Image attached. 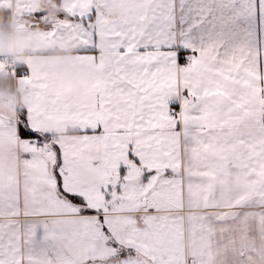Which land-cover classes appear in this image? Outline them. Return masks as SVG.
Instances as JSON below:
<instances>
[{"label": "snow or ice", "instance_id": "1", "mask_svg": "<svg viewBox=\"0 0 264 264\" xmlns=\"http://www.w3.org/2000/svg\"><path fill=\"white\" fill-rule=\"evenodd\" d=\"M58 3L0 0L40 45L0 49L28 99L0 94V264H264V0ZM57 51L93 66L84 91L35 58Z\"/></svg>", "mask_w": 264, "mask_h": 264}, {"label": "clouds", "instance_id": "2", "mask_svg": "<svg viewBox=\"0 0 264 264\" xmlns=\"http://www.w3.org/2000/svg\"><path fill=\"white\" fill-rule=\"evenodd\" d=\"M21 2L25 8H38L45 4V0H21ZM161 3L162 0H114L112 18L116 21L125 15H140L149 8L158 7ZM0 47L13 59L24 60L32 56L34 46L31 40V24L14 13L10 17L0 13ZM73 56L72 51H57L35 58L46 65L47 70L61 75L62 83L69 89L84 91L93 82L94 68L90 64H76L72 59ZM2 92L6 103L12 99H15L17 103H23L27 96L25 89L15 83L6 84ZM17 93H19L18 96ZM3 144L0 162L7 163L9 152L7 138Z\"/></svg>", "mask_w": 264, "mask_h": 264}, {"label": "crops", "instance_id": "3", "mask_svg": "<svg viewBox=\"0 0 264 264\" xmlns=\"http://www.w3.org/2000/svg\"><path fill=\"white\" fill-rule=\"evenodd\" d=\"M50 3H51L50 11L55 12V11L59 10L60 5L59 4L57 5V4L53 3L50 0H45V4L43 6H41V7H38V8L37 7H33V8H36L38 10H41V9H44V8H49ZM113 3H114V0H112L111 6H110L111 16H112ZM155 8H157V7H155ZM152 9H154V8H149V9L145 10L142 14H146L147 12H149ZM0 10H10V12L12 14V9H10V8H8V9L0 8ZM142 14H140V15H142ZM123 17L124 16H122L120 19H118L116 21L121 20ZM31 40H32V44L34 46V48H33V52H34L36 49H39L40 47H35L38 44L34 45V43H33L32 29H31ZM0 49H3V48L0 47ZM40 55H44V54H38L37 56H40ZM13 60H14V62H18V61L22 62L25 59L24 60L13 59ZM5 79H6V77H5ZM6 84H9V83L0 84V94H2V102H3L4 106L8 107L9 105H12V106H15V108H17V109L27 106V104H28L27 96L25 97L23 103H17L15 99H12V100L8 101L7 103L5 102V97H4V94L2 92V89H3V87ZM18 95H19V93H17V96ZM47 130L53 133V136H54L55 139H66V138H69L72 135V130H71V127L69 125L68 119L51 122L50 124L47 125ZM6 138H7L8 142H9L8 134H7V132H4L3 133V140H5Z\"/></svg>", "mask_w": 264, "mask_h": 264}, {"label": "trees", "instance_id": "4", "mask_svg": "<svg viewBox=\"0 0 264 264\" xmlns=\"http://www.w3.org/2000/svg\"><path fill=\"white\" fill-rule=\"evenodd\" d=\"M50 1H52L53 3H55L57 5L59 4L58 0H50ZM0 13L4 14L6 17H10L11 16L10 10H0Z\"/></svg>", "mask_w": 264, "mask_h": 264}, {"label": "built area", "instance_id": "5", "mask_svg": "<svg viewBox=\"0 0 264 264\" xmlns=\"http://www.w3.org/2000/svg\"><path fill=\"white\" fill-rule=\"evenodd\" d=\"M31 29H32V27H31ZM9 57V56H8ZM10 58V60H12L13 62H14V60H13V58H11V57H9Z\"/></svg>", "mask_w": 264, "mask_h": 264}]
</instances>
